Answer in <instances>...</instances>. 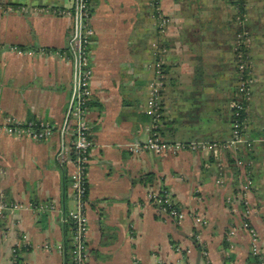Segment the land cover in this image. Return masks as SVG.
Listing matches in <instances>:
<instances>
[{"label":"crops","instance_id":"1","mask_svg":"<svg viewBox=\"0 0 264 264\" xmlns=\"http://www.w3.org/2000/svg\"><path fill=\"white\" fill-rule=\"evenodd\" d=\"M75 3L0 0V122L56 127L43 141L0 133V200L20 206L0 218V264H70L74 127L61 130L75 80L65 12ZM91 12L89 264H253L246 221L264 258V0H91ZM238 14L252 38L254 82L244 143L217 156L202 146L232 141ZM160 80V135L198 143L197 150H131L150 136L148 104ZM64 147L70 154L62 164ZM162 186L188 213L182 222L165 219L151 202Z\"/></svg>","mask_w":264,"mask_h":264},{"label":"built area","instance_id":"2","mask_svg":"<svg viewBox=\"0 0 264 264\" xmlns=\"http://www.w3.org/2000/svg\"><path fill=\"white\" fill-rule=\"evenodd\" d=\"M237 1V0H236ZM73 21L71 32V52L75 64V80L72 97L70 99L69 110L62 133L70 124L74 127V143L72 148V162L74 172L71 177V186L73 197L76 202V208L69 214L68 222L72 229L71 258L70 264H89L88 254V236L90 231L88 217V170L91 161V141L90 126L88 123V110L92 98V79L94 76V64L92 60V46L94 44L95 32L91 25V0H76L72 9L65 12ZM165 23V22H164ZM241 39H246L242 46H248L249 39L247 35ZM23 53V52H19ZM237 59L240 65V71L243 74V82L247 86L253 82L251 66L244 49H237ZM163 79L161 71L158 72ZM163 81L154 83L153 95L148 104V114L152 119L150 136L144 143L135 144L131 150L135 154L143 152H152L155 154L177 153L184 150H197L198 143L183 144L166 142L160 135L161 120L163 118L164 107L162 103ZM248 87V86H247ZM248 89V88H247ZM244 90L247 93L249 90ZM245 104L234 106L233 137L229 144L203 145L206 150H214L217 154L220 149H229L240 143H244L243 128L245 117ZM56 127L49 122L40 120L20 121L14 117H7L0 122V133L11 136H19L32 139L34 141L47 140L54 135ZM64 147L60 152V161L66 162L69 152ZM244 186L245 192L251 187V180H246ZM151 202L156 206L161 216L167 220L180 223L187 218L188 213L181 210L177 205L172 193L165 187H160L150 194ZM245 198V196H244ZM19 205L9 206L6 202L0 200V218H2L9 209L17 210ZM43 210V207L41 208ZM250 210L246 209L245 218L250 216ZM199 224H206L207 221L197 216ZM245 227L250 231L253 238V253L260 259V264H264L262 251L259 247L258 236L255 229L246 221ZM59 250H64L60 245ZM15 253L17 250L14 251Z\"/></svg>","mask_w":264,"mask_h":264},{"label":"rangeland","instance_id":"3","mask_svg":"<svg viewBox=\"0 0 264 264\" xmlns=\"http://www.w3.org/2000/svg\"><path fill=\"white\" fill-rule=\"evenodd\" d=\"M239 4V3H238ZM236 23L237 25L239 24V26H237V29H236V39H235V42L233 44V50H234V55H235V64H236V69L239 71V74H240V80H239V86H238V89H237V92H236V98H235V101L233 103V106H236V105H240L241 103L245 104L246 103V99L248 97V94L250 92V87L252 86V82L251 84L249 85H245L244 82L242 81L243 80V74L242 72L240 71V65H239V62H238V59H237V49H244L245 53L247 54V57H248V60H249V63H250V66H251V59H250V56H249V51L248 49L250 48V46L252 45V38L249 36V34L246 32L245 30V27H244V21L246 20V18L244 16H242L241 14H238V16L236 15ZM247 35V38L249 39V43H248V46L246 45V48H245V45L242 46V44H244L243 41H245L246 39H241L242 37L246 36ZM248 88V89H247ZM249 90L247 93L244 92V90ZM233 116H234V113H233ZM234 120V117H232V122ZM212 144H209L208 146H210ZM223 150V149H220V151ZM215 155L217 156H220V153L218 151V153L216 154L214 152V150H211ZM219 154V155H218ZM219 158V157H218ZM240 162V163H239ZM238 165L239 167H241L242 169V172L243 170L245 171L246 169V166L243 162L239 161ZM201 218H203L201 216ZM204 219V218H203ZM205 220V219H204ZM254 255V254H253ZM255 257V256H253Z\"/></svg>","mask_w":264,"mask_h":264},{"label":"trees","instance_id":"4","mask_svg":"<svg viewBox=\"0 0 264 264\" xmlns=\"http://www.w3.org/2000/svg\"><path fill=\"white\" fill-rule=\"evenodd\" d=\"M147 180L150 182L153 181V179H151V177ZM253 264H260V259L258 257H253Z\"/></svg>","mask_w":264,"mask_h":264}]
</instances>
